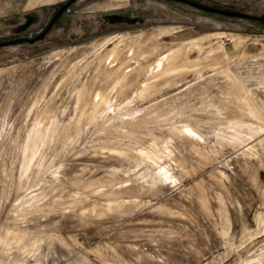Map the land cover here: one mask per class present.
<instances>
[{"label": "rangeland", "instance_id": "1", "mask_svg": "<svg viewBox=\"0 0 264 264\" xmlns=\"http://www.w3.org/2000/svg\"><path fill=\"white\" fill-rule=\"evenodd\" d=\"M67 1L0 0V264H264V0Z\"/></svg>", "mask_w": 264, "mask_h": 264}, {"label": "water", "instance_id": "2", "mask_svg": "<svg viewBox=\"0 0 264 264\" xmlns=\"http://www.w3.org/2000/svg\"><path fill=\"white\" fill-rule=\"evenodd\" d=\"M72 0H68L64 5H62L57 11H56V13L54 14V16H53V18L55 17V16H57L58 14H60L61 12H62V10L71 2ZM53 18H52V20H53ZM51 20V21H52ZM29 42H31L32 40H28Z\"/></svg>", "mask_w": 264, "mask_h": 264}]
</instances>
